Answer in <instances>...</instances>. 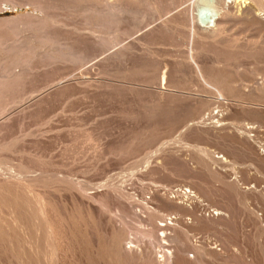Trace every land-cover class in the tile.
I'll return each instance as SVG.
<instances>
[{"label":"rangeland","instance_id":"374dc122","mask_svg":"<svg viewBox=\"0 0 264 264\" xmlns=\"http://www.w3.org/2000/svg\"><path fill=\"white\" fill-rule=\"evenodd\" d=\"M245 124L264 0H0V264H264Z\"/></svg>","mask_w":264,"mask_h":264},{"label":"built area","instance_id":"2783aa9c","mask_svg":"<svg viewBox=\"0 0 264 264\" xmlns=\"http://www.w3.org/2000/svg\"><path fill=\"white\" fill-rule=\"evenodd\" d=\"M243 129L246 132L250 142L256 148L257 152L261 156H264V129L251 124H245L243 126ZM216 159H221V158L217 156ZM258 189L264 195V188H258ZM183 192L185 193L186 196L190 198H195L194 193L191 190L184 189ZM197 206L199 207L201 211L200 213L203 217L214 218L218 216V212L212 207H210L209 204L204 200L197 199Z\"/></svg>","mask_w":264,"mask_h":264},{"label":"bare ground","instance_id":"6f19581e","mask_svg":"<svg viewBox=\"0 0 264 264\" xmlns=\"http://www.w3.org/2000/svg\"><path fill=\"white\" fill-rule=\"evenodd\" d=\"M237 1L238 3H242V4H245L246 3V0H235ZM205 7V6H204ZM204 7H197L196 10H195V19L198 20V22L200 23V25L204 26L205 28H214L216 27L215 25L217 24L216 23V13L214 10H211L209 12L210 15H208L206 18L204 17H201V13L204 11ZM212 7V6H211ZM217 11V10H216ZM204 13V12H203ZM202 13V14H203ZM167 221V220H166ZM163 227V225L161 226ZM166 245V244H165ZM164 245V246H165ZM166 263V262H165Z\"/></svg>","mask_w":264,"mask_h":264}]
</instances>
